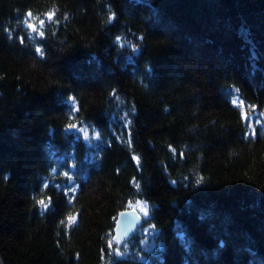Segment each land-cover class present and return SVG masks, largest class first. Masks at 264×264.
Here are the masks:
<instances>
[{
	"label": "trees",
	"instance_id": "16d2710c",
	"mask_svg": "<svg viewBox=\"0 0 264 264\" xmlns=\"http://www.w3.org/2000/svg\"><path fill=\"white\" fill-rule=\"evenodd\" d=\"M0 254L264 264V0H0Z\"/></svg>",
	"mask_w": 264,
	"mask_h": 264
},
{
	"label": "water",
	"instance_id": "95a60500",
	"mask_svg": "<svg viewBox=\"0 0 264 264\" xmlns=\"http://www.w3.org/2000/svg\"><path fill=\"white\" fill-rule=\"evenodd\" d=\"M116 222V233L114 238L122 241L130 233L136 231V229L141 225L142 216L135 208L123 209L119 211ZM0 264H5L1 254Z\"/></svg>",
	"mask_w": 264,
	"mask_h": 264
},
{
	"label": "snow or ice",
	"instance_id": "6c2138e0",
	"mask_svg": "<svg viewBox=\"0 0 264 264\" xmlns=\"http://www.w3.org/2000/svg\"><path fill=\"white\" fill-rule=\"evenodd\" d=\"M28 15L31 16V13H29ZM49 19H51V15H49ZM40 23L43 24L44 21L41 20ZM28 28L35 30L36 26H35L34 24L29 23V24H28ZM39 35H40V36H43L44 33H43V32H40ZM117 39H119V38H117ZM36 51H37V52H40V54L43 55V52H41V50H40L39 48H37ZM76 127H77V126H76L75 124H69V125H68V128H69V129H75ZM84 135L87 136L88 133L85 132ZM65 175H67V173H65ZM38 203H39L40 205H42L45 209H47V208L49 207V204L45 203L44 200H39ZM74 219H75L74 217H69V220H74Z\"/></svg>",
	"mask_w": 264,
	"mask_h": 264
},
{
	"label": "rangeland",
	"instance_id": "374dc122",
	"mask_svg": "<svg viewBox=\"0 0 264 264\" xmlns=\"http://www.w3.org/2000/svg\"><path fill=\"white\" fill-rule=\"evenodd\" d=\"M139 205H142V204H139Z\"/></svg>",
	"mask_w": 264,
	"mask_h": 264
}]
</instances>
